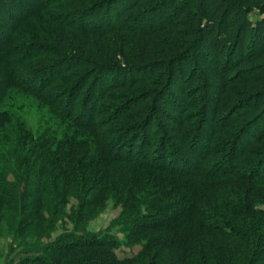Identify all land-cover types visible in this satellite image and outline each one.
<instances>
[{
    "label": "trees",
    "instance_id": "1",
    "mask_svg": "<svg viewBox=\"0 0 264 264\" xmlns=\"http://www.w3.org/2000/svg\"><path fill=\"white\" fill-rule=\"evenodd\" d=\"M150 1L133 0L118 22L125 12ZM170 1L176 9L182 6ZM197 3L186 1L174 23L126 30L140 52L141 70L153 65L166 69V75L136 73L129 82L126 76H114L106 84L94 62L60 92L56 82L66 83L64 77L83 68L84 61L57 69L56 78L36 90L32 77L30 86L28 76L21 75L32 57L17 56L13 41L0 31V217L10 210L20 226L35 223L41 237H49L45 211L59 212L69 197L80 200L83 218L76 228L84 224L85 214L112 201L122 207L119 226L125 238L141 246L135 257L120 260L111 231H82L52 245L37 240L30 245L36 253H27L31 256L25 255L22 264H259L264 250V131L251 137L253 125L264 122V0ZM196 5L200 15L191 27L180 29L178 22ZM253 12L262 18L252 21ZM74 32L106 34L78 26ZM191 52L199 53L203 73V96L196 106L184 99L191 91L198 93V74L187 72ZM160 53L165 62L153 60ZM54 65L38 67L36 81L43 83L40 76ZM161 81L163 91L175 99L172 106L161 101L165 94L154 101L148 94L144 102L125 103L106 119L130 120L124 128L128 134L109 140L112 134L95 115L104 94L137 84L158 88ZM50 94L55 101L47 99ZM26 97L39 102V108L26 107ZM175 102L196 108L200 121L192 126L188 109H177ZM228 103L235 112L224 117ZM74 106L83 110L75 114ZM170 111L168 118L164 113Z\"/></svg>",
    "mask_w": 264,
    "mask_h": 264
},
{
    "label": "rangeland",
    "instance_id": "2",
    "mask_svg": "<svg viewBox=\"0 0 264 264\" xmlns=\"http://www.w3.org/2000/svg\"><path fill=\"white\" fill-rule=\"evenodd\" d=\"M186 1L188 0H174L175 3L180 2L182 5L176 9L175 5L172 4L170 0H152V2L150 1L143 4L142 8L136 11L125 12L123 16H121L120 22H118V15L124 12L133 0H54V2L53 0H0V31L2 32V34L1 32L0 34L4 35L6 39L13 41L12 45L14 50L17 51L16 54H19L17 56L32 57L29 64L27 63L29 65V70L23 71L21 75L28 76L27 85H30L28 84V79L32 77L31 80L35 82L32 83L33 86H30L36 90H39L42 84L45 85L51 81V79L55 77L57 69L63 70L66 66L77 65L81 60L84 61L83 68L69 72L66 75L67 77H64L67 79L66 83L61 81L56 82L55 90H57V92L69 88L71 86L70 83L73 82L79 74L87 69L90 70V68H93L91 66L94 62L98 63L99 67H101L99 73L101 82L106 84L109 82L110 84V80L114 79V76H121L122 79L126 76V80L129 82L131 77L136 73L143 74V72H146L148 75L152 74L156 76V74L166 75L167 70H157L153 65H149L147 67L148 69L141 70V67H139L137 63L138 60H141V55L134 41L127 35V28H148L152 26L153 23L158 24L160 21L174 23L181 9H185L184 6L186 5ZM193 2L199 4L197 0H193ZM38 5H43V10L40 11ZM200 13L201 11L198 9L197 5L187 9L185 18H183L181 22H178L179 24L181 23L180 29H188L191 27L190 25L193 19H197ZM249 17L254 22L262 18L258 12H253ZM179 24L174 25L179 26ZM76 26L85 27L90 30L105 31L106 34H104L103 37H88L81 33L74 32V27ZM113 26L115 29L119 28L116 31L108 33V30L114 28ZM15 39L19 40L15 41ZM214 52L215 54L218 53L217 50ZM198 54L199 53L191 52L188 53L187 57L189 60H192V67L188 66L187 72L198 74L195 80L198 93L194 95L195 93L191 91L184 96V99H187L190 101V104L195 106L199 105L201 102L203 96L201 88H204L201 87L203 73L200 71V67H198L201 63V58H199ZM153 60L165 62L167 58L163 53H160V55H156ZM53 64L56 65L52 66L49 69L50 71L46 69V73L40 76L45 79V81L42 83L40 78L36 81L35 75L38 67L48 68ZM95 76H97V73ZM23 82L24 81H21V83ZM161 82L158 88L147 84H137L132 90L126 89L104 94V101L95 106V115L100 118L99 123L106 124L104 130L112 134L109 140L119 141L124 138L125 134H128L127 130L124 128L130 125V120L123 119L119 122H113L107 121L106 119L111 116V114L119 112L125 103L131 100H133V102H144L143 99L148 94L153 95L150 101H154L157 98H163L165 94V96H167L166 99H161V101L163 100V104L169 107L172 106L175 99L170 95L169 91H163L164 81ZM106 87H109V85ZM50 92H52V94L55 93V91ZM52 94L47 97L50 102L55 101L54 97H51ZM249 98L252 99L253 97L251 96ZM23 101L26 103V107L28 105L31 106L29 109L39 108L40 103H36L28 97ZM81 106L72 107L75 114H78L79 110H83ZM184 106L186 107V104L175 105L177 109ZM87 108H89V106L86 107V109ZM176 108H174V112L178 114L179 112H176ZM187 109L186 111L192 116L189 117L188 115L187 119L192 118L189 120L193 121L192 126H194L195 123L200 121L201 117L195 115L196 108ZM40 110H43V108L41 107ZM150 111L153 113L152 110ZM233 112H235L234 105L228 103L226 105L224 117L230 113L233 114ZM164 115L169 118L173 114H171L170 111V113L166 112ZM156 120L159 122V125L163 124L159 118ZM156 120L153 126L157 125ZM204 123H207V120ZM217 124L220 126L221 122L216 123V125ZM252 129L253 136L251 140H253L259 132L264 131V122H257L253 125ZM259 149H261V147H253V150ZM9 178L10 181H14L12 176ZM74 198L75 197H69L67 205L65 204L64 208L59 212L49 214L45 211L46 220H48L47 223L50 225L48 231V235L50 233L49 237H41L42 234L36 231L35 223L29 225V227L20 226L17 215H13L10 210L6 211L4 209L7 212V216L3 218L0 217V264H22L21 262L25 255L26 257L31 256L27 253L36 251V248L30 245L36 243L37 240L42 242V245H52L53 242L57 240L66 239L65 236L82 233V231L90 234H100L108 230L111 231V234L118 239L119 246L116 250V254L120 260L133 258L141 251L140 244L129 242L119 226V219L122 213L121 205L114 204L112 201H108L104 206L101 204L97 205L92 211L85 214L86 218L84 224L76 228L75 222L83 217L79 216L78 213L80 212L78 210L81 206L80 200ZM261 208L264 209V206ZM19 228H21L20 231ZM55 248L56 245L52 251H54ZM51 252L48 254H51ZM258 260L259 264H264V250L260 253Z\"/></svg>",
    "mask_w": 264,
    "mask_h": 264
}]
</instances>
